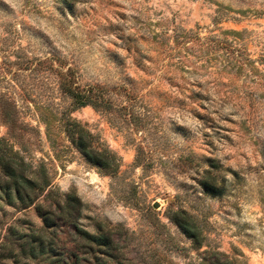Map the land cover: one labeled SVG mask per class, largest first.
Wrapping results in <instances>:
<instances>
[{
	"label": "rangeland",
	"instance_id": "374dc122",
	"mask_svg": "<svg viewBox=\"0 0 264 264\" xmlns=\"http://www.w3.org/2000/svg\"><path fill=\"white\" fill-rule=\"evenodd\" d=\"M0 136L130 264H264V0H0Z\"/></svg>",
	"mask_w": 264,
	"mask_h": 264
},
{
	"label": "trees",
	"instance_id": "16d2710c",
	"mask_svg": "<svg viewBox=\"0 0 264 264\" xmlns=\"http://www.w3.org/2000/svg\"><path fill=\"white\" fill-rule=\"evenodd\" d=\"M66 123L71 142L86 160L114 169L116 163L106 148L92 145L81 125L70 120ZM6 205L21 211L32 207L39 223L24 215L11 217L0 235V264H130L118 249L111 228L99 220L93 222L92 229L78 223L81 202L72 189L59 192L51 187L45 170L29 168L0 136V220ZM172 220L200 244L199 228L188 213L175 210ZM212 264L228 262L216 259Z\"/></svg>",
	"mask_w": 264,
	"mask_h": 264
}]
</instances>
